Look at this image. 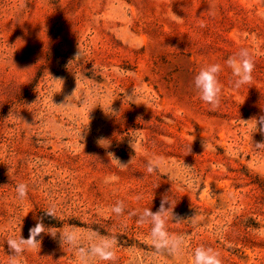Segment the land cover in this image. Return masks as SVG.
Segmentation results:
<instances>
[{
	"label": "rangeland",
	"instance_id": "rangeland-1",
	"mask_svg": "<svg viewBox=\"0 0 264 264\" xmlns=\"http://www.w3.org/2000/svg\"><path fill=\"white\" fill-rule=\"evenodd\" d=\"M241 49L255 69L236 88L226 60ZM211 64L216 108L193 84ZM260 116L264 0H0V264L39 220L52 229L17 264H85L78 249L102 238L115 260L87 264H193L201 246L264 264V133L242 122ZM166 194L183 219L166 220L185 238L175 257L137 223Z\"/></svg>",
	"mask_w": 264,
	"mask_h": 264
},
{
	"label": "clouds",
	"instance_id": "clouds-1",
	"mask_svg": "<svg viewBox=\"0 0 264 264\" xmlns=\"http://www.w3.org/2000/svg\"><path fill=\"white\" fill-rule=\"evenodd\" d=\"M176 20H181L179 17L175 16ZM71 63V61L69 62ZM227 66L232 70V74L237 77L235 81V87L240 88L242 85L250 84L253 80V72L255 69L254 60L247 49H241L238 54L230 56L226 60ZM221 72V65L211 64L205 68H202L198 74L195 76L193 84L194 88L198 91L200 99L209 104L212 108H216L221 103L223 86L219 80V73ZM77 88L78 89V81ZM131 97V96H130ZM67 99V98H66ZM63 106V105H61ZM113 111V110H112ZM114 112V111H113ZM115 113V112H114ZM245 124L255 122L256 131L264 133V116H260L258 119L253 118L250 121H243ZM260 126V127H258ZM102 146L105 144L106 140L101 139L98 141ZM134 151L137 150L136 141L133 139L130 145ZM256 148L264 149V143H257ZM206 149V144H203ZM109 157H114L109 153ZM115 158V157H114ZM115 160L121 165V167H127L122 165L119 160ZM187 167V166H186ZM154 166L150 161L147 165V172L152 173L154 171ZM18 198L25 199L28 194V188L25 184L17 185ZM125 205L122 201H118L116 205L113 206L112 211L117 215H122L124 213ZM175 207L169 201V196L166 194L161 199L160 207L157 211L153 212L151 208L145 209L143 213L139 216L137 223L145 224L150 223L152 225L149 238L152 240L155 250L158 254H167L170 256H178L182 253L185 238L184 236H177L175 234H170L166 230V220L171 214L173 220L177 223L182 222L183 219L178 215L174 214ZM47 215L53 216L52 212H47ZM52 228H46L42 220L37 221L34 227L29 229L28 238L8 239L6 241L9 249L11 250V255H9L10 264H17L18 256L25 250L34 249L36 247L41 248V240L37 238L42 234H49ZM54 237V236H53ZM55 238V237H54ZM67 242L72 246L78 243V237L76 234H70L67 237L61 236V243ZM114 240H109L108 238H102L100 242L94 243L90 248H79L78 255L87 264V259L89 257L98 258L103 261H114L115 252L112 250ZM193 264H222L220 255L212 248H205L203 246L197 247L193 253Z\"/></svg>",
	"mask_w": 264,
	"mask_h": 264
}]
</instances>
